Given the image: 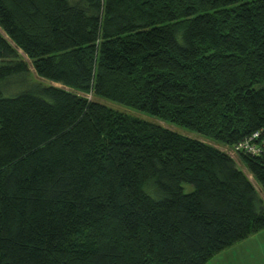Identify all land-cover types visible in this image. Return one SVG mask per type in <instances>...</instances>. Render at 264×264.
I'll return each instance as SVG.
<instances>
[{"label":"trees","instance_id":"trees-1","mask_svg":"<svg viewBox=\"0 0 264 264\" xmlns=\"http://www.w3.org/2000/svg\"><path fill=\"white\" fill-rule=\"evenodd\" d=\"M256 133L264 0H0V264H207L264 230Z\"/></svg>","mask_w":264,"mask_h":264},{"label":"rangeland","instance_id":"rangeland-1","mask_svg":"<svg viewBox=\"0 0 264 264\" xmlns=\"http://www.w3.org/2000/svg\"><path fill=\"white\" fill-rule=\"evenodd\" d=\"M24 60L27 63V65L29 66L28 68H29V71H30V76H31L30 78H31V80L46 84V82H44L42 80H39V79H37L35 77V75L33 73V70L30 67L29 61H27L26 58H24ZM53 86L60 87L58 85H53ZM11 89L13 91H10L9 94L10 93L12 94L14 92L16 93L18 90H20V86L14 85V86H12ZM87 98L89 99V97H87ZM96 101L99 104L104 105L105 107H107V108H109L111 110L124 113V114H126L128 116H131L133 118H136V119L145 121L147 123L159 125L162 128H164V129H167L169 131H172L174 133H177V134L182 135L184 137H187L189 139L196 140V141H200V142H204V143L212 144L208 139H206L203 136L197 134L196 132L190 131L188 129H185L183 127H180V126H177L175 124L169 123L167 121H162V120H160V119H158V118H156V117H154V116H152V115H150V114H148L146 112H141V111H138L136 109H133V108H130V107H126V106H123V105H120V104H117V103H113V102H111L109 100L102 99V98H97ZM242 171L247 175V177L249 178V180H251V182L253 183V185L255 186V188L258 190V187L252 181V178L244 170H242ZM189 188L191 189L190 186L184 185L185 192H188L190 190Z\"/></svg>","mask_w":264,"mask_h":264},{"label":"crops","instance_id":"crops-1","mask_svg":"<svg viewBox=\"0 0 264 264\" xmlns=\"http://www.w3.org/2000/svg\"><path fill=\"white\" fill-rule=\"evenodd\" d=\"M207 264H264V230L220 252Z\"/></svg>","mask_w":264,"mask_h":264},{"label":"built area","instance_id":"built-area-1","mask_svg":"<svg viewBox=\"0 0 264 264\" xmlns=\"http://www.w3.org/2000/svg\"><path fill=\"white\" fill-rule=\"evenodd\" d=\"M226 153L231 158H234L235 154L238 153L254 157L264 156V139L259 138V134L256 133L235 147L233 151H227Z\"/></svg>","mask_w":264,"mask_h":264},{"label":"bare ground","instance_id":"bare-ground-1","mask_svg":"<svg viewBox=\"0 0 264 264\" xmlns=\"http://www.w3.org/2000/svg\"><path fill=\"white\" fill-rule=\"evenodd\" d=\"M190 189V188H189Z\"/></svg>","mask_w":264,"mask_h":264}]
</instances>
